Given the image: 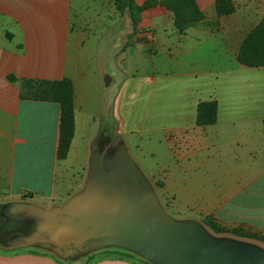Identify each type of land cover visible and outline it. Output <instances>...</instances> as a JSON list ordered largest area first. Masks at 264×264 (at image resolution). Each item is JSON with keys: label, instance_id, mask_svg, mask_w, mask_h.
Instances as JSON below:
<instances>
[{"label": "crops", "instance_id": "crops-1", "mask_svg": "<svg viewBox=\"0 0 264 264\" xmlns=\"http://www.w3.org/2000/svg\"><path fill=\"white\" fill-rule=\"evenodd\" d=\"M102 1L105 20L73 22V7L82 9V0H0V204L22 216L29 209H62L82 195L106 141L124 135V92L132 82L129 100L139 109L133 127L154 142L152 163L133 162L134 170L149 187L162 184L159 204L170 214L213 217L223 227L264 236V67L237 61L245 37L264 17V0H232L234 13L222 17L216 0H194L204 18L182 32L163 0H134L140 8L135 33L127 12ZM90 26L120 44L93 53ZM142 45L152 48V58L141 73L127 59ZM64 78L73 88V129L59 160L60 107L22 98L20 81ZM139 88L146 98L133 103ZM157 90L164 100L154 99ZM214 100L216 122L197 126V105ZM82 149L80 174L67 162ZM13 249L0 246V264H76L61 261L51 247ZM88 264L142 263L97 254Z\"/></svg>", "mask_w": 264, "mask_h": 264}, {"label": "rangeland", "instance_id": "rangeland-1", "mask_svg": "<svg viewBox=\"0 0 264 264\" xmlns=\"http://www.w3.org/2000/svg\"><path fill=\"white\" fill-rule=\"evenodd\" d=\"M113 1L114 0H109V4L113 3ZM102 3V0H82V9L73 7V22L77 19L82 21L83 17L91 21L105 20V10L102 8ZM101 30L102 29L100 28H94L91 26L85 29L87 36L90 32L92 33L89 37L88 45H92V52L95 54L100 51L105 54L114 50V47L117 46V44H120L119 39L110 43L108 37L101 36ZM151 52L152 48L149 45L139 46L129 54L127 61L130 64L131 62L134 64L138 62V66L141 70L140 72L142 73L143 70L147 71V68L150 65V60L152 58ZM132 86H135V83H128L124 92L125 131L122 137L123 139L119 137L118 140L111 139L106 141L105 149L95 157L93 171L90 173L89 180L85 187V190L98 192L102 197L101 199L106 200H104L105 207L102 206L100 210H98L97 206H88L87 209L90 210L81 213L82 217L80 222H76L72 218L69 219L70 221L58 218L56 223H51V217L45 215L44 212L41 213L34 209L24 211V209L19 208L16 210L18 212L24 211L23 215L13 216L8 213V205L0 204L1 247L5 244H13L15 249H13L12 252L14 251L16 253H22L31 249H39V247H51V250L56 252L57 255L59 253L58 257L61 261L69 260L76 264H88L97 254L101 256L118 255L120 257L136 260L142 264H154L139 254L119 246L114 240H88L83 244L70 247H58L50 244H31L23 248L21 246L41 239L68 240L84 237L99 230L102 224L109 219V215H111L112 212H115L117 215V221H115L113 225L116 224L115 228L118 230L121 229L122 231L124 229V223L122 221H125L122 219H129L128 221L131 222L132 226L136 227L140 221L148 218L149 215H152V211L148 207V201L145 197L139 195L142 191V187L137 185V179L133 173V169L135 168L133 162H135L136 165V162L143 164L145 167L149 165V162L152 163V160L150 159L149 145L154 142L149 139L146 133H143V130L135 131L133 127L136 126V128H138L139 123L136 114L139 112V109H137L136 106H134L135 109H132V102L129 100L130 95L133 93L131 92V90H133ZM145 92V88H139L133 103L144 100V98H146ZM163 94L164 91L157 90L154 99L164 100ZM86 142L87 140L84 141V144ZM154 146L157 151L162 153L163 149L159 147L158 143H155ZM83 152L84 149L81 150L78 156L73 154L71 159L67 162V165L72 164L75 172H80V174H83L82 168L85 166V153ZM151 184V191L157 198L158 202L157 193L158 190L161 189L162 184ZM160 206L172 220L176 222H194L213 239L250 245L264 253L262 241L235 237L228 233L216 234L203 223V219L206 216L187 218V214L179 215L172 212L170 214L164 209L166 207H164L163 204ZM211 218L216 224L223 227L215 218ZM109 228L114 230L113 227ZM224 228L233 229L230 226H225ZM101 245L106 246L100 248L99 246ZM97 250L101 252H97ZM0 253L5 252L1 251Z\"/></svg>", "mask_w": 264, "mask_h": 264}, {"label": "water", "instance_id": "water-1", "mask_svg": "<svg viewBox=\"0 0 264 264\" xmlns=\"http://www.w3.org/2000/svg\"><path fill=\"white\" fill-rule=\"evenodd\" d=\"M133 173L137 178V185L142 187L139 195L146 198L152 211V215L140 221L136 227L132 226L129 219H122L125 220L122 221L124 229L118 230L115 228L116 224L113 225L117 221V215L111 211L109 219L99 230L84 237L68 240L41 239L21 246L50 244L70 247L88 240L104 239L114 240L119 246L139 254L154 264H264V253L253 246L213 239L194 222L172 220L158 204L151 188L135 170ZM101 198L98 192L85 190L64 208L44 214L51 217V223H56L58 218L67 221L72 218L80 222L81 213L90 210L87 209L88 206H97L98 210L102 206L105 207L106 200ZM109 227H113L114 230Z\"/></svg>", "mask_w": 264, "mask_h": 264}, {"label": "trees", "instance_id": "trees-1", "mask_svg": "<svg viewBox=\"0 0 264 264\" xmlns=\"http://www.w3.org/2000/svg\"><path fill=\"white\" fill-rule=\"evenodd\" d=\"M163 4L173 14L174 25L179 32H182L185 26L190 23L201 21L204 18L194 0H163ZM114 6L119 13L127 12L129 14L132 31L135 33L140 21V8L135 4L134 0H114ZM234 11L235 6L232 0H216L215 13L217 17L229 16ZM128 46H130V43L127 42L124 48ZM237 61L240 65L249 68L264 67V17L245 37L238 52ZM7 80L11 83L18 82L13 75H8ZM20 85L22 98L32 101L53 102L59 105L60 121L57 159H64L73 129V88L71 81L67 78L53 82L21 80ZM216 118L217 102L215 100L201 102L197 105L195 119L197 126L213 125L216 122ZM203 223L216 234L228 233L235 237L264 242V236L245 231L242 228L226 229L216 224L211 217H205Z\"/></svg>", "mask_w": 264, "mask_h": 264}, {"label": "flooded vegetation", "instance_id": "flooded-vegetation-1", "mask_svg": "<svg viewBox=\"0 0 264 264\" xmlns=\"http://www.w3.org/2000/svg\"><path fill=\"white\" fill-rule=\"evenodd\" d=\"M137 179V178H136Z\"/></svg>", "mask_w": 264, "mask_h": 264}]
</instances>
